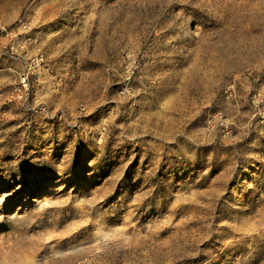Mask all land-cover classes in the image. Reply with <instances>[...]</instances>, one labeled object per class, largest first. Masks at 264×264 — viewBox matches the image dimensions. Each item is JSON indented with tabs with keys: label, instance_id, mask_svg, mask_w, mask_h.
Listing matches in <instances>:
<instances>
[{
	"label": "rangeland",
	"instance_id": "1",
	"mask_svg": "<svg viewBox=\"0 0 264 264\" xmlns=\"http://www.w3.org/2000/svg\"><path fill=\"white\" fill-rule=\"evenodd\" d=\"M0 264H264V0H0Z\"/></svg>",
	"mask_w": 264,
	"mask_h": 264
},
{
	"label": "built area",
	"instance_id": "2",
	"mask_svg": "<svg viewBox=\"0 0 264 264\" xmlns=\"http://www.w3.org/2000/svg\"><path fill=\"white\" fill-rule=\"evenodd\" d=\"M26 28V27H24ZM12 32L7 33L6 36L10 35ZM9 38L7 39V44L4 45V47H8L9 51L11 54L21 58L20 51L22 49L26 48V38L19 39L18 34L16 32L12 33ZM42 56L41 55H36V57L33 59L35 61L34 65H38L42 61ZM30 84H29V79H28V74L27 73H22L19 75V81L17 85L14 88V91H16V96L18 98H22L24 96V92L29 91Z\"/></svg>",
	"mask_w": 264,
	"mask_h": 264
}]
</instances>
